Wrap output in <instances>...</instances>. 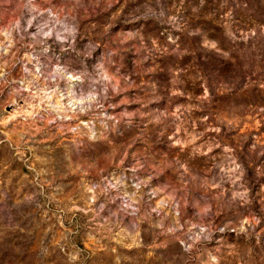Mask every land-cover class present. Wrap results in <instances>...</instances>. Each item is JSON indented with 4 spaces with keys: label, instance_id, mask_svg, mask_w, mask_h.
Listing matches in <instances>:
<instances>
[{
    "label": "rangeland",
    "instance_id": "obj_1",
    "mask_svg": "<svg viewBox=\"0 0 264 264\" xmlns=\"http://www.w3.org/2000/svg\"><path fill=\"white\" fill-rule=\"evenodd\" d=\"M0 264H264V0H0Z\"/></svg>",
    "mask_w": 264,
    "mask_h": 264
},
{
    "label": "trees",
    "instance_id": "obj_2",
    "mask_svg": "<svg viewBox=\"0 0 264 264\" xmlns=\"http://www.w3.org/2000/svg\"><path fill=\"white\" fill-rule=\"evenodd\" d=\"M213 61H214V59H213L212 57H209V56H208V57H207V56L205 57V56H204V57H203V62H202V63H203V64H206V65H209V64L212 65V64H213Z\"/></svg>",
    "mask_w": 264,
    "mask_h": 264
}]
</instances>
